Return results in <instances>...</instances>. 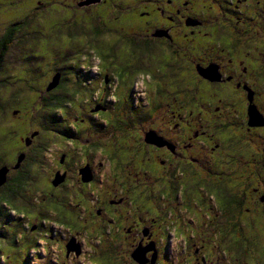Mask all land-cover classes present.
Listing matches in <instances>:
<instances>
[{
    "label": "rangeland",
    "instance_id": "obj_1",
    "mask_svg": "<svg viewBox=\"0 0 264 264\" xmlns=\"http://www.w3.org/2000/svg\"><path fill=\"white\" fill-rule=\"evenodd\" d=\"M77 1L0 0V36L6 27L17 23L22 25L21 29L17 30L10 39L8 44L10 46L1 48L0 113L5 117H9L12 111L28 106L26 109H22L17 120L24 122L26 127L29 128V130L26 128V132L33 133V131H37L35 132L36 135L33 136L34 141L32 138L31 146L24 145L22 147L20 138H16L18 123L14 122L13 127H7L3 125L4 119L0 116V155L5 156L6 153H9L8 157H4L2 164L10 162L9 164L13 165L15 157L25 152L26 158L22 167L27 172L28 180L25 192L13 196V203L19 209L12 206L11 202H4L3 204L7 210H10L11 217L9 218V215L4 216L6 218L4 223L0 219V227L3 225L4 229L2 230L7 231V237L3 238L4 240H1L0 237V248L3 246L4 249H7H2V258L5 261H2V264H76L64 262L63 257L56 258V255H58L57 250L49 247L51 241H56L60 234L67 235L73 232L71 222L67 220V218L73 217V211L68 205L73 200L68 201V198L71 191L75 190L76 187L70 185V189L67 188L69 194L66 200L63 199V201L68 203L65 205L64 202L58 200L56 193H50L48 197H44L46 188L40 186L44 184V181H39V178L50 170L51 165H56L60 152L58 146H69L70 148H67L72 150V154H75L78 160L83 155L84 149L71 147L75 146V142L70 140L74 136L70 133L71 129H74V124L71 125V123L74 121L73 117H79V113H81V117L87 115L85 124L88 127L87 134L80 137V143H85V138H87L90 139L88 141L97 142L99 147L97 152L91 153L89 156V161L94 163H92L94 167L100 165L102 168L100 177L103 183L97 189H93V194L97 196L100 190L104 193L116 189L118 184L120 189L124 190L129 187V182L133 181L135 183L139 178L143 193L137 208L138 218L140 219L139 221L137 218L138 223L144 226L150 221V226L158 229L160 220L155 221L154 218L160 216L155 199L159 191L144 186V181L150 180L153 183L152 176L154 173L152 171L157 170L146 157V154L150 156L153 153H150L149 150L146 152L143 149V154L130 158L132 154L128 147L131 143H135V140H137V143L140 142L141 130L154 127L155 124L161 123L158 121L169 117V111L177 110L178 101L181 100L178 97L182 96L184 92L191 90V98L193 100L197 98L193 87L189 88L177 84L180 77L185 75V71L176 69L172 72L167 67L168 62L165 59L162 60V57L155 52L138 50L123 42L119 34L116 33V30L122 29V25L113 19L115 12L120 10L114 0H109V2L112 1V4L108 1L103 3L101 0L98 3L96 2L97 5L94 4L95 6L91 8L93 14L96 11L104 12V9L109 13L107 15L103 14V18L94 17L92 21L87 18L92 19L90 14L80 13L86 1L79 0L81 8L76 10ZM255 1L257 0H249L250 3H255ZM262 2L260 7L264 8V0ZM213 10L218 11L219 6L216 5ZM4 18L8 20L5 21ZM81 18H84L83 22L80 21ZM261 18L262 20L257 21L256 25L259 28V34L262 35L263 44L261 48L264 49V14ZM93 26H96L99 30V33H96L95 36L90 31ZM229 43L230 41L226 44ZM127 50L128 52L134 50L135 53L137 52V56H135V53L131 54L133 60L129 59ZM104 55L106 57H103ZM179 59L180 57H176V60ZM108 63L113 64L115 70L113 77L111 74L102 73V71L98 74V69ZM56 71L69 77L67 86L71 88H75V84L79 82L80 90L76 93L75 106L77 105V107L72 108L74 103L69 104L66 109L67 117L55 118L58 119L54 120L56 123L49 122L50 125L45 122H47V119H52L51 115L42 114L45 115V119L39 118L43 108L41 96H37L31 101L28 100L29 95L27 94L34 95L35 91L38 90L44 93L43 90H46L48 80L52 78ZM109 71L112 72L110 66L106 72ZM103 80H107L105 86ZM36 86L39 87L38 90H36ZM260 89L264 90V83H262ZM210 94L207 99L215 100L219 95V93L212 96ZM173 95H176L178 99L175 102L172 100ZM263 95L264 93H262ZM258 103L260 110L264 113V100L261 98ZM105 104L108 109L107 113H110L109 116L94 114L92 117L91 114L89 115L90 108L95 107L94 112H98L100 109L104 110ZM59 112L58 114H62V110H59ZM200 118L210 123V117H205L203 114ZM222 118L225 120L229 117L224 115ZM220 131L223 132L221 137L223 140L228 137L233 142L235 136L238 139L242 138L239 140L240 142L250 140L249 136H242L239 131L233 132L228 128L220 129ZM150 134L148 131L145 132L148 141L152 136ZM255 135L263 138L261 140L263 145L264 132ZM217 136L220 137L218 134ZM135 137L136 139L133 140ZM153 137L157 138L156 135H153ZM46 142L47 144L44 146ZM247 145L242 143L240 146L243 150L240 151L231 150V156L233 154L237 155V160L229 169V164L224 161V156L220 165H210L208 167V158L203 152V169L207 168L209 176L213 175L210 172L211 170L221 173L220 176L213 175L217 189L221 190L229 185V191L223 193L220 197L215 192V201L217 200V204H220L221 201L222 211L227 212L224 216H221L220 232L213 237L211 242L210 236L214 228L211 227L212 221L207 215L213 217L215 210H217V208L215 209L217 204L213 208L215 209L213 213L205 205L211 201V198L204 195L205 203L201 204L203 207L200 208L203 211V229L191 230L188 237L193 238L195 243L198 242L199 247H202L206 250V253L216 258L231 261L234 264H264V251H261L259 255H252L264 244V226L258 233V225L262 226L264 224V213L259 212L263 213L259 217L258 212L252 208L256 205L251 204L244 197H240L242 201L236 198L238 200L235 203L237 207L232 211L229 207L232 193H238L240 187L244 184L256 186L261 182L257 190L261 188V192L264 191V164L261 163L263 165L258 170L255 169V165L252 169H248L250 164H256L258 167L261 161L258 162V160L255 161L247 157V154L252 151L246 148ZM36 146H39V148L35 151ZM63 151H66V149ZM227 152L228 149L225 153ZM198 155L202 157V153H198ZM244 155L246 157L241 158ZM106 156L110 158L106 159ZM83 159L86 158L83 157ZM192 162L194 165L201 164L199 160ZM78 166H73L72 169L75 170ZM149 168H153V170L150 171ZM132 171L134 173L144 172V174H140L136 178L132 176ZM8 172L12 171L8 170ZM190 173H192L191 168ZM47 176H49L48 173ZM36 181L38 185H34ZM33 182L35 183L33 184ZM6 192L8 195L14 194V187L12 185L8 186ZM209 192L211 191H207V193ZM2 194L4 193H1L0 196ZM175 195L177 200L183 203H189L191 199L195 200L196 197L193 191L190 195L186 194L184 185L178 188ZM72 196L71 193L70 197ZM27 200L29 207L23 204ZM194 203L196 204V200ZM41 204L42 206H48H44L45 209ZM83 210L84 208L81 209V212ZM251 211L254 212L251 213ZM154 212L156 216H154ZM25 215L29 220L25 221L24 226L22 225L23 222L19 224L15 218H12V216L23 217ZM38 219L44 234L50 230L49 228L55 232L53 240H47L48 242L45 243L46 237L44 234L40 238L36 237L35 241L30 239L31 234L28 230L30 226L27 224L35 225ZM240 221H242L241 226L248 223L250 227L248 228V225L240 227ZM188 224L189 227L195 228L190 221H188ZM234 224H238L239 230ZM23 227L26 229L28 237L25 230L21 229ZM108 230H114V228L109 227ZM14 231H17L16 239L11 242L13 237L11 232ZM108 233L110 234L106 235L99 232H94L93 236L89 234V236L95 238L92 242L85 235L81 237V244L88 249V253L83 256L84 258H81L80 264H111L110 260L114 256L122 255L121 253L118 255L115 253L117 251L116 247L119 245L118 236L114 231ZM177 239H181L182 246H185L187 239H184L183 236ZM68 242L76 244L73 238H70ZM186 244L188 245L187 242ZM121 250H123V247H121ZM194 250H197V248H194ZM229 253L231 256H229ZM112 262L116 264L115 260H112Z\"/></svg>",
    "mask_w": 264,
    "mask_h": 264
},
{
    "label": "flooded vegetation",
    "instance_id": "obj_2",
    "mask_svg": "<svg viewBox=\"0 0 264 264\" xmlns=\"http://www.w3.org/2000/svg\"><path fill=\"white\" fill-rule=\"evenodd\" d=\"M101 1L109 2V0ZM112 1L109 3L112 4ZM114 1L120 10L115 12L113 19L122 25V29L116 30V33L123 42L138 50L155 52L162 57V60L165 59L168 62L167 67L172 72L176 69L185 71V75L180 77L177 84L193 87L197 98L194 100L191 98L190 89L184 92L178 97L181 100L178 101L177 110L169 111V117L158 121L161 123L155 124L154 127L141 130V139L137 138L140 142L137 143L135 137L133 139L135 143H131L128 147L132 154L130 158L140 156L144 150L153 153L150 154L153 156L146 154V157L157 170L152 171L153 168H149L155 176H152L153 183L150 180L144 181V186L159 191L155 199L160 216L154 218L155 221L160 220L158 229L152 228L150 221L144 226L138 223L140 219L137 208L143 188L137 176L144 172L132 171V176L136 177L137 181L129 182V187L124 190H121L118 184L116 189L104 193L100 190L97 196L93 194V189H97L103 183L100 177L101 166L94 167V163L89 161L90 154L96 152L98 144L95 141H88L90 139L87 138L85 143H80V137L87 134L88 127L85 124L87 115L81 117L79 113V117H73L74 121L71 125L74 124V129H71V132L74 135L75 146L71 147L84 149L83 155L78 160L77 156L72 154V150L67 148L69 146H58L60 152L56 165H51L50 170L47 171L49 176L46 173L39 178V181H44V184L40 186L46 188L44 197H48L50 193H56L58 200L62 202L69 194L67 188L70 189V185L76 187L71 191L73 196L70 197V193L68 198V201L73 200L68 204L73 211V217L67 218L71 222L73 232L67 235L60 234L56 241H51L49 247L57 250L56 258L63 257L64 262L80 264L81 258L88 253V249L83 247L80 241L83 235L92 242L95 239L92 238L94 232L109 235L108 232L114 231L119 240L115 253L122 254L112 259L116 261V264H138L132 258V254L140 247L145 249L143 258L146 259L143 264H234L209 255L205 249L198 246V242L195 243L193 238L188 237V234L191 230L203 229V211L200 208L203 207L201 204L205 203L204 195L211 198V201L205 204L206 208L213 213V210L217 208L213 217L207 215L212 221L211 227L214 228L210 236L211 242L220 232L221 216L227 212L222 211L223 205L220 199V204H217V200L215 201V192L220 197L229 191V185H226L224 189H217L213 175L220 176L221 173L211 170L213 175L209 176L207 168L203 169V152L208 158V167L220 165L224 156V161L229 164L228 169L237 160V155L231 156V150L235 152L243 150L240 146L242 143L247 145L249 142L246 147L252 150L247 154L249 158L257 161L256 156L263 154V152L254 154V150L264 149V144H261L263 138L255 135L264 132V113L258 106L259 100L261 98L264 100V95L262 96L264 90L260 89L264 83V49L261 48L263 38L256 25L257 21L262 20L261 16L264 14V8L260 7L263 2L262 0H257L255 3H250L249 0ZM79 2V0L76 2L78 5L76 10L81 8ZM97 3L83 5L84 8L80 10V13L90 14L92 19L87 17L90 21L94 20V17L103 18V14L109 13L106 9L104 12L96 11L94 14L91 11ZM216 5L219 6L218 11L213 10ZM93 28L98 29L96 26ZM228 41L230 43L227 45ZM176 57L180 59L176 60ZM209 93H211L210 96L217 93L219 95L215 100L207 99ZM248 95H250L252 110L259 116L258 119H254L258 123L256 126L248 125ZM178 99L176 95H173V102ZM20 108L24 109V107ZM103 108L104 110L100 109L98 112H94L95 107L90 108L89 115L109 116L106 104ZM16 111L12 115L18 125H23L22 132L17 133L18 139L20 138L22 147L31 146L32 132H26L25 123L17 120L21 110ZM203 114L205 117H210V123L200 118ZM63 115L67 117V112L64 111ZM224 115L229 118L223 120ZM42 118L45 119V115ZM49 122L55 121L47 119L45 123ZM223 128L231 129L233 132L239 131L240 135L249 136L250 140L240 142L242 138L238 139L235 135L233 142L228 137L223 140L221 138L223 132L220 131ZM147 131L151 133L150 136L152 135L150 141L145 136ZM46 144L47 142L44 146ZM65 149L66 151H63ZM227 149L228 152L225 153ZM23 153L24 159L16 169H9L12 172L6 173L5 181L0 189L5 185L8 188L12 177L17 172L18 174L23 172L22 166L26 158L25 152ZM198 153H202V157ZM243 157L246 155L241 158ZM107 158L110 157L106 156ZM196 160H199L201 164L194 165L192 161ZM15 161L16 157L14 163ZM6 165L12 167L9 163ZM77 165H79L77 169L73 170L72 167ZM86 177L90 180L84 181ZM182 185L185 186L186 194L190 195L192 191L195 193L196 204L194 199H191L189 203L177 200L175 193ZM208 189L211 192L207 193ZM250 191L256 193L257 189L250 188ZM250 191L246 192L245 187L242 186L238 193H232L229 204L231 211L237 207L236 198L242 201L240 197H244L246 200V194L252 198ZM77 195L79 196L76 197ZM132 198L135 200L133 201ZM249 202L264 206V194H257L254 201ZM67 203L63 204L67 205ZM215 204L217 205L213 209ZM82 208H84L83 212H81ZM256 209L254 208V211ZM154 216H156L155 212ZM188 221L195 228L189 227ZM27 225L30 226L28 230L31 240L35 241L36 237L40 238L44 234L39 222L35 225L29 223ZM32 226L34 227L31 228ZM109 227L114 230H108ZM235 227L238 228V224ZM49 229V233L44 234L45 243L54 238L55 232ZM72 233L74 234L71 235ZM181 236L187 239L185 246H182L181 239H177ZM70 238H73L76 244L69 243ZM261 251H264V244L252 255H259ZM229 256H231L230 253ZM112 260H110L111 264H113Z\"/></svg>",
    "mask_w": 264,
    "mask_h": 264
},
{
    "label": "trees",
    "instance_id": "obj_3",
    "mask_svg": "<svg viewBox=\"0 0 264 264\" xmlns=\"http://www.w3.org/2000/svg\"><path fill=\"white\" fill-rule=\"evenodd\" d=\"M5 19V21L6 20H8L7 18H4ZM83 19L84 18H81L80 19V21H82L83 22ZM89 19V18H88ZM22 25H21V23H17V24H13V25H10V26H8V27H6L5 28V30H4V32H3V34L0 36V52H1V48L2 47H9L10 45H8L9 44V41H10V39H12V36L17 32V30H20ZM90 26H92V25H90ZM103 29V28H102ZM90 31L92 32V34H93V36H95V34L96 33H99V30L97 29V30H94V28L93 27H91L90 28ZM113 44H115V43H113ZM127 52H128V50H127ZM135 52H134V50H131L130 52H128V57H129V59H132L133 60V58H131V54H134ZM1 55V54H0ZM135 56H137V52L135 53ZM91 57V56H90ZM90 57H89V60H90ZM103 57H106L105 55L103 56ZM127 57V58H128ZM2 58V56H0V59ZM109 66L111 67V69H112V72L110 73V71L109 72H106L107 71V69L109 68ZM102 68V69H101ZM101 71H102V73H104V74H111V76L113 77V74L115 73V70H114V68H113V64H111V63H108V64H105V65H103V66H101L99 69H98V74H99V72L101 73ZM56 73H58L59 74V83L53 88V89H51V90H43L44 91V93H41L38 89H39V87L38 86H36L35 88H36V90H38V91H35V94L33 95H31V94H27V95H29L28 96V100H31V101H33L34 100V98H36L37 96H41V100L43 101L42 102V106H43V108H42V112H41V114L39 115V118L41 119L42 117H43V115L42 114H45L46 116H50L51 115V117H52V119L53 120H58V119H55V118H62V117H64V115H63V112L64 111H66V109H67V107H69V104H72V103H74V105H73V107L72 108H75V107H77V105L75 106V103H76V101H77V98H76V93H78L79 92V90H80V84H79V82L77 83V84H75V88L74 87H70V86H67V83H68V80H69V77L68 76H64V74L63 73H60V72H58V71H56ZM81 83V82H80ZM83 83V82H82ZM103 83H104V86H105V81L103 80ZM106 83H107V80H106ZM86 85V84H85ZM39 110H40V108H39ZM59 110H62V114H58V112H59ZM60 113V112H59ZM0 116H2L3 117V119H4V123H3V125H5V126H7V127H13V124H14V122H16V120H15V118L13 117V115L12 114H10L9 115V117H5L3 114H1L0 113ZM60 118V119H61ZM23 124V123H22ZM17 133H21L22 132V129H23V125H18L17 124ZM27 128V127H26ZM28 130H29V128H27ZM27 130V131H28ZM70 133H71V135H72V132L70 131ZM16 138H18V136L16 135ZM70 140H73V138L72 139H70ZM38 148H35V151L37 150ZM99 150V147H96V152ZM9 152V151H8ZM258 152H263V154H261V155H258V156H256L257 157V159H258V162L261 160L260 159V157L261 156H263L262 158V161L260 162V164L261 163H263L264 164V149H261V150H254V154H258ZM34 154V153H33ZM9 156V153H6L5 154V156H3V155H0V167H2V166H7L9 169L10 168H12V167H9L8 165H6L5 163H3L2 164V162H4V157H8ZM248 158H249V156H247ZM249 159H251V158H249ZM260 159V160H259ZM10 163V162H9ZM14 164V163H13ZM258 165V167H257V165L256 164H250L249 165V167H248V169H252L253 167H254V165H255V169L256 170H258V169H260L261 167H262V165L263 164H261V165ZM13 166V165H12ZM35 182H33V184H34ZM13 187H14V190H15V193L14 194H7V190H8V188H7V185H5V187L4 188H2V189H0V191H3V192H1V193H4V194H2V196H0V219H1V222L2 223H4L5 221H6V218L4 217V216H8L9 215V218L11 217V215H10V213H9V211L10 210H7V208H5L4 206H3V204H4V202H11L12 203V206H14L15 208H17V209H19V207L16 205V204H14L13 203V199H14V197L13 196H15L16 194L17 195H19V194H23L24 192H25V190H26V187H27V185H28V180H27V172H26V170L25 171H23V172H21L20 174H18V172L12 177V179H11V183H10ZM259 184H261V182H259L256 186H254V185H250V186H248L247 184H244V187H245V191L246 192H249L250 191V188H255V189H257L258 188V185ZM34 185H38V182L36 181V183L34 184ZM2 186V185H1ZM0 186V187H1ZM207 191H210L209 189L207 190ZM252 192V193H251ZM1 193H0V195H1ZM250 193H251V195H252V198H250L247 194H246V200L247 201H254V197L257 195V194H261V193H263L264 194V191L263 192H261V188L260 189H258L257 190V192L256 193H253V191H250ZM23 204H25L26 205V207H29V205H28V200L27 201H24L23 202ZM41 206H42V204H41ZM31 207V206H30ZM42 207H44V206H42ZM255 207H257V209L255 210L256 212H258V215H259V217L264 213V211H263V209H264V206H255ZM255 207H252V208H255ZM45 208V207H44ZM46 209V208H45ZM28 210H29V208H28ZM259 212H263V213H259ZM13 215V214H12ZM27 215H25V216H23V217H19V216H12V218L14 219H16V221L19 223V224H21L22 222V225L24 226V223H25V221L26 220H29L27 217H26ZM45 216V215H44ZM44 216H42V217H44ZM38 217V216H37ZM31 219V218H30ZM38 222H39V219H38ZM30 225H32V224H30ZM259 226V228L261 229L263 226H264V224L262 225V226H260V224L258 225ZM2 229H4L3 228V225H1V227H0V237H1V240H4L3 238H5V237H7L6 236V232H4V230H2ZM22 230H25V233H26V235H27V232H26V229L23 227V228H21ZM12 234L11 235H13V237L11 238V242H13V240L14 239H16V233H17V231H14V232H11ZM27 237H28V235H27ZM2 249H4L3 248V246L0 248V264H2V261L3 262H5L4 260H3V258H2V255H3V252H2ZM4 250H7V249H4ZM21 251V250H20Z\"/></svg>",
    "mask_w": 264,
    "mask_h": 264
},
{
    "label": "water",
    "instance_id": "obj_4",
    "mask_svg": "<svg viewBox=\"0 0 264 264\" xmlns=\"http://www.w3.org/2000/svg\"><path fill=\"white\" fill-rule=\"evenodd\" d=\"M86 1V4H89V3H95V2H98L99 0H85ZM59 83V74H56L54 77H53V80L51 83H49L48 87H47V90H51L53 89L57 84ZM248 102H249V106H248V117H249V120H248V125L249 126H256L258 123L254 121V119H258L259 116L257 114H255V112L252 110L251 108V105H250V95H248ZM252 103V102H251ZM256 116V117H255ZM35 135V132L33 133ZM33 137V135L31 136ZM27 139H25V142ZM24 159V153L22 154H18L17 157H16V161L14 163V165L12 166L13 169H16L19 165H20V162ZM9 168L7 166H2L0 167V185L2 183H4L5 181V177L4 175L8 172ZM90 180V178L86 177L84 181H88ZM145 253V249H142V250H136L134 251V253L132 254V257L139 263V264H143L144 262V253ZM137 258V259H136Z\"/></svg>",
    "mask_w": 264,
    "mask_h": 264
},
{
    "label": "clouds",
    "instance_id": "obj_5",
    "mask_svg": "<svg viewBox=\"0 0 264 264\" xmlns=\"http://www.w3.org/2000/svg\"><path fill=\"white\" fill-rule=\"evenodd\" d=\"M56 74H58V73L55 72V74L52 76V78H50V79L48 80V85H49V83L52 82L51 79L53 80V77H54ZM78 75H79V74H78ZM104 81H105V84H106V80H104ZM48 85H47V87H48ZM47 87H46V90H47ZM27 107H28V106H27ZM27 107H26V108H27ZM26 108H24V109H26ZM17 110H21V111H22L21 108H19V109H17ZM16 112H17V111L14 110V111H12V114H13V113H16ZM33 133H34V132H33ZM33 133H31L30 135H31V136L33 135V136H34ZM31 138H33V137H30V139H31ZM28 139H29V138H28ZM13 165H14V164H13ZM241 222H242V221H240V227H245L246 225H248V223H245V225L241 226ZM249 227H250V226L248 225V228H249ZM259 231H260V228L258 229V233H260ZM262 237H263V236H262ZM263 238H264V237H263ZM137 250H138V249H137ZM139 250H142V248H139ZM143 253H144V252H143ZM144 257H145V253H144ZM134 260H135V259H134ZM135 261H136V260H135ZM136 262H137V261H136ZM137 263H138V262H137ZM138 264H139V263H138Z\"/></svg>",
    "mask_w": 264,
    "mask_h": 264
},
{
    "label": "bare ground",
    "instance_id": "obj_6",
    "mask_svg": "<svg viewBox=\"0 0 264 264\" xmlns=\"http://www.w3.org/2000/svg\"><path fill=\"white\" fill-rule=\"evenodd\" d=\"M5 175H6V174H5ZM5 175H4V177H5ZM2 184H3V183H2ZM2 184H1V185H2ZM1 185H0V186H1Z\"/></svg>",
    "mask_w": 264,
    "mask_h": 264
}]
</instances>
